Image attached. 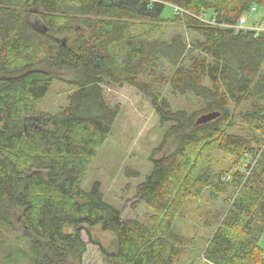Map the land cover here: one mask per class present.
<instances>
[{
  "label": "trees",
  "instance_id": "obj_1",
  "mask_svg": "<svg viewBox=\"0 0 264 264\" xmlns=\"http://www.w3.org/2000/svg\"><path fill=\"white\" fill-rule=\"evenodd\" d=\"M167 6L196 39L156 34ZM255 6L264 0H0V225L15 233L21 224L31 264H79L82 232L95 226L116 236L115 251L101 248L113 264H175L185 244L173 227L177 208L206 190L228 204L214 214L204 259L264 264V33L236 29ZM31 16L42 21L44 34L33 29ZM15 56L23 61L12 65ZM55 80L74 88L68 105L36 113L34 102ZM105 84L134 87L168 125L150 157L151 174L136 188L158 217L154 228L123 219L99 183L89 192L81 187L83 160L103 145L120 109L107 104ZM163 85L173 95L194 96L201 110L173 111L155 90ZM246 103L249 109L238 114L246 133H229ZM211 112L220 115L195 125L198 114ZM169 141L171 149L154 158ZM214 151L233 166L213 173ZM25 258L17 249L1 262Z\"/></svg>",
  "mask_w": 264,
  "mask_h": 264
},
{
  "label": "rangeland",
  "instance_id": "obj_2",
  "mask_svg": "<svg viewBox=\"0 0 264 264\" xmlns=\"http://www.w3.org/2000/svg\"><path fill=\"white\" fill-rule=\"evenodd\" d=\"M174 15L173 8L167 6L162 14L163 20L154 28L156 34L162 35L167 41L177 35H181L187 43L196 39L197 36L188 31L182 22H176ZM210 17L211 12H206L204 19ZM243 18L245 28L259 25L264 28V7L255 6ZM30 21L38 28L43 26L42 21L36 16H31ZM68 36L74 35L67 34L60 39L68 41ZM40 54L39 51L34 56L38 58ZM22 61L23 56L10 58L12 65L20 64ZM161 71L166 78L170 76L172 70L168 65L163 64ZM102 89L107 104L119 106L120 109L103 145L97 149L93 157L83 160L81 187L85 192H89L95 183H99L104 201L120 210L123 219H135L154 228L155 219L159 223L158 217L136 197V188L151 174L153 164L150 157L161 144L168 125L160 124L148 98L134 87L105 84ZM155 90L169 102L173 111L184 110L193 113L201 110L200 103L192 95H173L170 88L164 85L156 87ZM73 91L74 88L69 84L55 80L45 97L34 102V111L51 114L60 112L68 105V96ZM248 109L249 103H246L236 111L233 126L227 130L229 133L239 135L246 133L245 121L238 114L245 113ZM203 114L206 113L197 116ZM170 149L169 141L162 152L154 154V158L161 157ZM211 165L213 173H217L231 168L233 160L214 151ZM227 200L228 198L226 201L223 200V196L212 200L206 190L198 198L187 200L178 206L173 227L174 231L183 237L185 244L180 249L181 253L175 264H209L203 257V251L215 230L214 214L225 211ZM16 228L17 232L11 233L0 225V264H2L1 260L17 249L26 256L18 264H31L27 244L20 238L23 227L18 222ZM66 231L71 229L67 228ZM82 240L86 243V251L79 264H113L106 255H103L101 248L107 253L115 251V234L102 231L100 226H95L82 232ZM259 246L264 250V231ZM70 264L78 263L72 261Z\"/></svg>",
  "mask_w": 264,
  "mask_h": 264
},
{
  "label": "water",
  "instance_id": "obj_3",
  "mask_svg": "<svg viewBox=\"0 0 264 264\" xmlns=\"http://www.w3.org/2000/svg\"><path fill=\"white\" fill-rule=\"evenodd\" d=\"M32 27L34 30H36L37 32H39L41 34H44L46 32V27L44 25L42 27L38 28L36 25L32 24ZM219 115L220 114L218 112H211V113L203 114V115L197 117L195 125L206 124V123L216 119L217 117H219Z\"/></svg>",
  "mask_w": 264,
  "mask_h": 264
},
{
  "label": "built area",
  "instance_id": "obj_4",
  "mask_svg": "<svg viewBox=\"0 0 264 264\" xmlns=\"http://www.w3.org/2000/svg\"><path fill=\"white\" fill-rule=\"evenodd\" d=\"M245 24V19L242 17L240 18V20L238 21V24L236 26V29H247V30H251L254 31L256 35L260 34V33H264V28L259 26L256 27H252V28H245L243 25Z\"/></svg>",
  "mask_w": 264,
  "mask_h": 264
}]
</instances>
